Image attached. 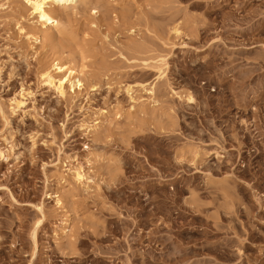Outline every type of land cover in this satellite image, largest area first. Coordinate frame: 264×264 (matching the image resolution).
<instances>
[{
    "label": "rangeland",
    "instance_id": "rangeland-1",
    "mask_svg": "<svg viewBox=\"0 0 264 264\" xmlns=\"http://www.w3.org/2000/svg\"><path fill=\"white\" fill-rule=\"evenodd\" d=\"M73 1L0 0V264H264V0Z\"/></svg>",
    "mask_w": 264,
    "mask_h": 264
},
{
    "label": "bare ground",
    "instance_id": "bare-ground-1",
    "mask_svg": "<svg viewBox=\"0 0 264 264\" xmlns=\"http://www.w3.org/2000/svg\"><path fill=\"white\" fill-rule=\"evenodd\" d=\"M26 3L28 4L31 13L37 15V18L39 19V21L37 22L39 23V25L45 28L47 26H53L55 28L61 27L60 18H58L57 16L58 14L56 15L54 9L51 7L59 4H72L73 7L75 4L73 0H26ZM33 35L37 36V33H33ZM56 68L58 71H64V69H66L68 74L61 80H59L58 84L56 85L58 91L62 93L63 84L68 81V77H70V75H73L75 71L72 68H66L63 65H58ZM150 92H152V90Z\"/></svg>",
    "mask_w": 264,
    "mask_h": 264
}]
</instances>
